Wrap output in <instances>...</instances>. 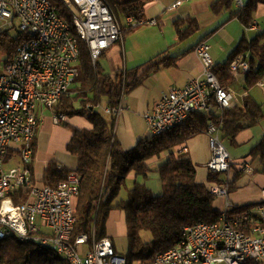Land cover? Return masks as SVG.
I'll return each mask as SVG.
<instances>
[{"label":"built area","instance_id":"2783aa9c","mask_svg":"<svg viewBox=\"0 0 264 264\" xmlns=\"http://www.w3.org/2000/svg\"><path fill=\"white\" fill-rule=\"evenodd\" d=\"M60 1L71 11L70 21L57 15L50 0H0V27L16 25L27 35L0 70V239L14 236L20 241L39 243L52 248L70 264H126L125 257L115 252L109 237L97 241L92 231L91 235L80 234L72 239L74 201L80 182L76 171H70L57 187L33 184L32 140L39 125L37 110L38 107L51 109L61 96L69 93L78 75L77 39L87 45L95 65L101 53L123 37L121 25L106 0ZM186 1L190 0H176L170 8ZM234 2L240 8L244 5L243 0ZM126 24L138 27L155 25L156 21L127 17ZM193 51L201 65L200 75L181 88H171L144 114L150 135L174 128L192 113L231 107L233 94L220 85L214 73L208 41L201 40ZM249 69L243 55L228 65L232 76L247 73ZM124 95L123 86L117 105L103 111L117 119ZM53 119L61 123L66 116L58 113ZM221 129L220 120H210L203 131L211 148L206 168L209 173L226 175L233 163ZM181 150L187 151L185 146ZM12 151L17 152L21 164L5 167L4 160ZM239 164L244 172H253L249 160ZM209 188L215 198L223 197L226 201L218 221L185 226L180 242L158 252L151 264H245L249 260L264 264V189L262 201L252 210L257 216V222L253 223L250 213L232 221L228 219L227 210L235 205L228 199L227 185L212 183ZM17 191L28 192L25 202L14 203L12 194ZM238 223L244 229L238 228Z\"/></svg>","mask_w":264,"mask_h":264},{"label":"trees","instance_id":"16d2710c","mask_svg":"<svg viewBox=\"0 0 264 264\" xmlns=\"http://www.w3.org/2000/svg\"><path fill=\"white\" fill-rule=\"evenodd\" d=\"M50 1L56 6L58 16L71 20V11L60 0ZM106 1L119 21L124 36L135 28L126 24V18L144 19V6L149 0ZM232 3L233 0H219L214 6L230 7ZM259 3L264 5V0H248L242 10L233 12V16L247 27ZM122 20L125 21L124 24ZM26 39L27 35L16 25L0 31V70L11 60L15 48ZM77 42L80 49L78 75L69 93L61 96L51 108L54 114L62 113L68 118L82 117L88 124L81 129L68 123L64 125L72 132L66 150L77 159V165L75 169H67L57 167L52 162L44 170L40 181L32 174L33 184L57 187L70 171H76L80 182L79 194L74 201L75 224L72 239L80 234L91 235L92 231L97 241L109 237L107 221L111 212H122L128 247L124 253L119 252L112 242L115 252L125 257L126 264H151L158 252L180 242L185 226L218 221L220 211L214 207L215 197L209 187L216 183L227 185L229 191L235 190L243 169L232 164L231 170L235 168L236 172L231 181H226L219 173H209L210 184H204L196 180L195 168L188 161L172 154L170 159L156 169L162 188V193L156 195L144 182L136 180L149 179L151 169L148 167V161L159 157L162 152L182 146L203 132L209 120H220L223 139L234 145L239 132L264 119V108L247 96L241 108L221 110L218 117L212 115V112L192 113L181 124L164 133L149 135L130 149H119L113 134V117L108 114V118L104 116L103 109L117 105L123 86L125 93L129 92L150 71L160 66H171L175 59L166 53L157 54L148 63L131 69L139 74L138 77L129 81V74L126 72L127 80H123L120 72L113 75L107 73L98 59L93 65L87 45L79 39ZM242 54L249 57L250 70L245 77L246 88H249L264 77V32L250 40L243 37L228 60L218 69L214 67V73L221 86L227 87L232 81L227 67L235 57ZM99 57H105V51ZM248 158L251 163L255 162L257 165L254 172L264 176V133L249 151ZM131 173L134 178L133 186L126 189L125 196H120ZM12 196L14 203L20 204L27 200L28 192L17 191ZM256 206L235 205L227 210V217L232 221L239 215L250 213V219L256 223L257 216L252 212ZM237 227L244 229L240 223ZM143 232L151 236L149 241L143 240ZM0 264L70 263L50 247L32 241H20L12 236L0 239ZM245 264L261 263L249 260Z\"/></svg>","mask_w":264,"mask_h":264},{"label":"crops","instance_id":"0c3cea01","mask_svg":"<svg viewBox=\"0 0 264 264\" xmlns=\"http://www.w3.org/2000/svg\"><path fill=\"white\" fill-rule=\"evenodd\" d=\"M175 1L149 0L144 6V18L155 19L156 24L135 27L132 31L125 34L121 41L105 51V57L106 54H109V74L113 75L116 72H120L122 77L125 74V79L127 80L126 74L128 73L129 81L139 76L138 73H134L135 71L131 69L148 63L157 54L166 53L175 59L174 64L171 66H160L150 71L141 79L137 86L125 93L122 110L117 119L113 118V134L119 149H130L139 140L150 135L144 120V114L153 109L164 93L173 87L181 88L189 80L200 75L201 65L193 51L194 46L198 42L201 40L208 41L214 67L218 69L228 60L231 52L244 37L242 36L235 42L236 39L229 38L227 34L229 27L234 24V20L238 19L233 16V12L242 10L248 0L246 2L243 1L244 5L242 8L238 7L234 0L230 7L214 6L219 0H190L183 2L177 7L170 8ZM234 5L237 7L235 11L233 10ZM253 23H256V25L250 27ZM250 25L247 26L249 30L258 31L257 26L259 24L254 22L253 19ZM254 37L246 39L250 40ZM216 38L220 40L217 41ZM243 56L249 63V57L247 55ZM227 72L232 81L226 88L234 97L230 108L243 107L244 98L247 96L264 108V77L255 85L246 88L245 77L247 73L232 76L228 71V67ZM220 114V108L215 107L212 115L218 117ZM53 116L54 112L51 109L38 107L37 118L39 125L37 133L32 140L34 156L31 170L35 179L39 181L42 179L44 170L52 162L57 167L76 168L77 159L66 150V145L71 138L72 132L64 126L65 123L78 129L88 126L86 120L82 117L68 118L66 116V119L61 123H55ZM263 133L264 119L256 125L239 132L235 138L234 145L223 139L232 163L236 167L241 168L240 161L247 159L253 168L252 173L243 171L237 181V188L230 191L228 199L233 205H257L262 201L261 191L264 189V176L254 172L256 163H251L248 154L252 147L259 142ZM184 146L187 151L181 150ZM172 154L175 156L179 155L180 158L188 161L195 168V177L198 182L210 184L206 163L211 157V148L204 132L195 135L182 146L162 152L159 157L150 159L148 167L151 172H156L157 167L170 159ZM20 164V157L16 151H12L4 160L5 167H14ZM235 172L236 169L233 168L228 174H221L220 177H225L228 181H231ZM136 180L138 182L142 180L145 183L142 178H137ZM126 182L130 183V187L133 186L134 178L132 173ZM225 202L223 197L215 198V209L218 211L225 209ZM121 216L124 218L123 213L118 211L111 212L109 216L107 234L111 241L116 233V222L121 219Z\"/></svg>","mask_w":264,"mask_h":264},{"label":"rangeland","instance_id":"374dc122","mask_svg":"<svg viewBox=\"0 0 264 264\" xmlns=\"http://www.w3.org/2000/svg\"><path fill=\"white\" fill-rule=\"evenodd\" d=\"M244 2H246L247 0H243ZM237 9L236 5L233 6V10L235 11ZM252 18L254 22H257V24H259L257 26L258 31H251L249 30L247 27L243 26V24L237 19L234 20V24L229 27L228 29V34L227 36L230 38H235V42H237L242 36H244L245 38L248 39V37H254L255 35L261 33L264 31V5L259 3L256 7V9L253 11L252 13ZM122 24L125 23L124 20L121 21ZM14 23L16 24V20L14 21ZM9 28L8 26H1L0 27V31ZM244 34V35H243ZM217 41H219V38H216ZM108 57L109 54H106V57H99L98 61L104 65L106 72H109L108 69ZM102 110V109H101ZM103 112V111H102ZM104 116H106L108 118V115L103 113ZM64 128V127H63ZM9 167V166H8ZM257 166L255 165V168ZM139 182H143L142 180H140ZM147 187H149L152 191L153 194H161L162 193V189L161 186L159 184V180L157 177V173L156 172H150L149 175V179L147 181H145ZM130 183L126 182L125 186L123 187L120 196H125L126 194V189L131 188L130 187ZM115 231L116 233L113 235L112 241L115 244L117 250L119 252H125L127 250L128 247V242H127V238H126V225H125V221L124 218L121 216V219L118 220L116 222V227H115ZM142 237L144 241H149L151 239V236L148 233L143 232L142 233Z\"/></svg>","mask_w":264,"mask_h":264}]
</instances>
